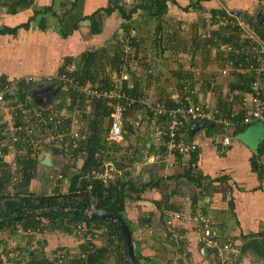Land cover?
<instances>
[{"label":"crops","instance_id":"obj_1","mask_svg":"<svg viewBox=\"0 0 264 264\" xmlns=\"http://www.w3.org/2000/svg\"><path fill=\"white\" fill-rule=\"evenodd\" d=\"M17 1L0 0V29H17L14 33L0 32V78L21 80L25 77H32L33 83L31 82L29 88L31 97L41 88L50 85L55 87L53 79L58 78L59 70L65 59H76L90 48H105L109 54H112L116 49L118 33L123 30L122 25L126 22L120 12L115 11L110 15H104L101 33H92L90 22L85 20L79 23L78 29L64 36L61 28L62 20L65 13L71 10V7H75L73 5L75 0H28L27 7L13 11L12 4ZM165 1L166 10L160 13L153 11L150 5L145 4L143 10H138L133 15V21L128 24V28L136 26L139 22L143 27L145 21L150 24L157 19L155 30L159 27L158 24L163 23L167 29L165 27L162 29L166 33H172L168 36L162 30L160 35L162 38L158 47H154V53H158V56L153 58L154 62L160 64L156 69V73H160V78L170 76V80L173 78L175 80L171 85L174 87H169L170 97L182 94L179 78L171 77V74L179 67L177 66L180 63L178 58L180 54H183L180 47L190 42L194 33V25H197L198 29H204L206 25L205 28L208 29L213 23L211 13L213 9L223 8L226 13L235 16L244 17L245 14L255 16L257 22V14L264 10V0H208L201 2L202 9H184L189 3L197 2V0ZM107 4L108 0H85L82 10L78 7V10L73 11L74 17L78 19L80 16L90 15L97 9L106 7ZM135 21L139 22L135 24ZM258 24L262 26L259 22ZM174 33L178 34V42L175 41ZM126 35L128 34L125 33L123 37ZM182 36L185 38H181ZM215 53L216 48H213L211 57H214ZM213 64H206L200 58L198 68L186 66L189 79L209 78L214 69ZM166 72L170 74L167 75ZM240 73L235 69H231L228 75H223L221 72V77H216L217 83L219 82L217 90L214 91L217 83L212 80L210 86L203 87L198 93L199 101L215 108L221 104V100L237 96L239 92H242L240 90L241 81L238 78ZM158 85L162 84L158 83ZM61 96L56 92L52 98L53 102L46 108L52 105L57 106L59 101H63ZM234 102L239 107L240 97L234 99ZM61 109L65 110L63 107ZM9 113L8 108L0 107V124H4L5 127L9 123L7 119ZM192 123L194 122L188 123L190 129L188 138L189 141H194L199 146L198 158L194 166L205 175L203 186L198 187L186 177L178 180L173 178L169 181L165 180L168 184L167 189L163 184L160 187L153 186L141 193L140 197L134 195L132 199L127 200L125 214L131 224L135 254L142 264H229L232 261L230 256L225 257V261L213 260L212 257L205 256L204 227H200L202 218L209 221L211 229L221 241H231L233 247L237 249L243 242L242 235L264 233V172H262L264 154L258 155V149L264 143V121L246 125L235 135L231 134L230 144L227 145L223 142L226 134L221 131V125L212 123L206 125L198 122L197 127H192ZM201 124L204 127L201 128ZM1 130L0 127L2 133ZM143 130L146 133L149 132L147 129ZM146 133H144L145 138L148 136ZM146 146L150 147L151 141L147 142ZM105 150H107L106 146L98 150L102 152L100 153L102 158L113 161L108 156L111 153L105 154L107 152ZM118 156L131 157L125 152H119L116 157ZM10 159L11 156L5 160L10 161ZM50 159L51 166H43L42 160L40 161L42 165L38 169V175L30 185V191L37 195L53 193L55 190L54 185L45 178V175L50 170L49 168L56 167L57 163L61 165L64 159L58 155H50ZM188 160V157L181 159L182 163L177 166V155L174 152H169L161 159L148 153L142 161L135 162L131 179L139 186L152 178L172 175L178 170L184 174L192 168ZM10 163L13 166L14 160L11 159ZM66 180L70 182L69 179ZM12 186L8 187V191L13 192ZM61 191H66V188L64 187ZM176 213L181 214V218L174 219L170 227L163 223L165 219L167 220ZM12 227L17 229L21 226L19 224ZM170 230H173L176 237L178 233L180 234L178 236L179 239L182 238L180 242L169 241V238L171 240L173 236L169 234ZM5 242L9 244V248L22 246L24 249L27 246L40 248V244H45V256L50 255L52 250L58 247H65L76 253L81 250V244L76 236L58 229H49L42 237L36 234L29 235L9 232V229H0V254L4 250ZM95 242L98 250L106 244V236H99ZM238 253H229V255H234L232 257L237 264H264V260H259L254 254L249 253L240 259ZM113 255L101 261L104 264H117V259ZM29 259L31 260L30 256Z\"/></svg>","mask_w":264,"mask_h":264},{"label":"trees","instance_id":"obj_2","mask_svg":"<svg viewBox=\"0 0 264 264\" xmlns=\"http://www.w3.org/2000/svg\"><path fill=\"white\" fill-rule=\"evenodd\" d=\"M84 1L85 0H75L73 4L75 7H71V10L65 13L61 24L62 32L65 34L64 36H67L75 29H78L79 23L85 20L90 22V30L92 33H101L103 30L104 15H110L115 11H119L126 22H130L133 19V15L137 13L138 10L144 9L143 7L145 4L150 5V9L152 8L153 11L159 13L166 10L165 0H108L106 7H101L90 15L80 16L78 19H75L73 11L75 9L78 10V7L82 10ZM202 1L208 0L191 2L187 7H184V9H202ZM27 5L28 0H18L16 3L12 4L13 11L27 7ZM211 13L213 18L211 26L206 29V25H204V30L203 28L198 29L199 27L194 25V33L186 48L187 51L189 48V51L192 54L190 58V66H195L194 57L196 55H199V57L202 58V61L206 64L214 63V69L211 72V76L207 79L194 77L190 80L185 67L186 65L183 63H178V69L172 71L173 73L171 74L172 76L179 78L178 81L179 83L181 82L182 101L186 104H189L192 99L193 101H199L198 93L201 92V89L205 86H210L212 80L217 83L216 77H221L220 74L222 69L227 66L230 60L235 61V65L238 66V63L245 58V54L241 48L246 45L248 38L239 25L232 26V24L226 20L230 19V16L227 15L223 8H221V10L213 9ZM217 16L219 18H217ZM244 19L246 22L250 23L257 35L264 40V28L255 21V16H248L245 14ZM126 22L123 23L122 29L129 35V26ZM162 25L158 24L159 27H157V34L154 35L156 38H154L155 42H153L152 46L155 48L158 47L159 41L162 38V36H160L163 30ZM214 26H218L219 28L212 29L211 27ZM16 30V28H6L5 30L0 29V32L8 31L14 33ZM131 41L130 50H126V48L123 47L124 40L121 38L116 43V49L112 54H109L105 48H90L81 53L76 59H65L63 66L59 70L58 78L53 79L57 94L62 95L61 98L63 101L57 106L52 105L49 109L50 111H56L63 118V124L58 126L55 134L58 135L63 133L61 143L69 142L68 150L71 153V158H65L61 169L55 167L49 168L50 170L47 171L45 178L52 182L55 190L53 193H44L40 195L31 192L30 185L32 181L36 179L38 169L42 165L40 161L44 158L43 152L31 155V150H29L28 154L23 158H17V169L15 174L18 175V182L14 185L12 183L14 174L12 172L13 169L11 164L0 159V193H2L0 195L1 230L9 229V232H21L22 234L26 233L32 235L33 233H29L28 229H33L32 231H34L45 223L46 227L52 230L58 229L66 233H73L74 226L78 223H83L89 231H99L98 233L101 237L106 236V244L96 252H91L89 254L91 261L108 259L114 254L113 256L117 259V264H130L127 255V247L120 228L116 224L105 219L89 217L85 210L90 207H97L114 213L125 221L132 233L131 224L126 217L125 212L127 200L132 199L134 195L140 197L141 193L147 188L153 186L160 187L162 184L165 189H167L168 184L165 180L169 181V179L173 178L178 180L181 177H186L198 187L203 186L205 175L202 174L201 171H198L194 166L198 158L199 147L195 152L189 154L174 152L177 155V166L182 163L180 162L181 159L184 160L185 157H188V161L192 165V168L187 173L182 174L178 170L175 173H172V175L169 174L152 178L149 181L141 183L139 186L133 181V179H131V173L135 166V162L142 161L148 153L153 154L158 159L164 158L165 155L169 154L170 151L168 150L167 140L171 134L170 127L174 120V117L168 112L166 114L155 113V111L149 108L142 99H139L141 98L140 96L146 95V97L150 98V90L155 89L154 99L149 100L151 106H156L157 103L165 104L168 109L171 108V106H178V104L173 102V98L170 97L167 92V83L171 81L170 76L164 79L163 85H158L160 79L156 76V69L159 68L160 64L154 62V60L148 61L146 56H144L143 61V58L140 57L141 55L137 49L141 42H139L136 35ZM229 47H231L232 51L227 49ZM213 48H216V53L214 57H211ZM223 54H225V56ZM239 72H241L238 76L241 81L240 90L242 92H248V87L251 84L253 76L251 72L246 69ZM123 73H127L129 77L122 80ZM64 74L73 78L72 83L78 82L80 86H83V88L85 87L86 89H119L131 96L139 97L133 104V107H129L126 110V114L131 122H127L125 125L122 142L112 141L110 143V146L115 145V147L111 146L112 150L110 149L109 151L111 155H108L113 161L116 160V155L119 154V152H125L131 156L130 158L125 157L126 161L124 162L118 163L117 160L114 161L120 172H117L113 177H108L104 180L102 178H87L86 174L93 169L101 168V171L103 170L102 165L104 160L101 155H97V152L99 149L104 148L108 142L105 135L110 129V115L114 107L113 105L108 104V100H104L102 97L98 98L96 96H90L91 94H88L87 92H79L70 87L66 88L65 86L67 83L64 79H61V75ZM143 76L144 78L146 77V82H143ZM6 80L7 79H2V77L0 78L1 82H5ZM31 82L33 83L28 77L20 80L18 99L22 101L29 99L31 105L33 104V106L38 109H45V107L50 105L54 99L48 101L46 105L37 104L29 94ZM218 84L219 82L215 85L214 91L217 90ZM242 92H239L235 97L238 98L239 94ZM218 97L219 99L222 98L220 95ZM235 97L234 99H236ZM226 100H221V104L216 106L223 116L229 115L227 111L230 104L228 102V97ZM67 101L68 104H66ZM112 102L115 103V100H112ZM62 107L65 108V113L61 111ZM69 112L71 114H69ZM73 112L75 113L74 117ZM242 112H246V110ZM58 114L57 116H59ZM146 115L148 116V123L146 126L150 128L147 130H153L154 132L145 138L144 133H146V131L143 130L141 125H143L142 117H145ZM175 118L177 120H182L185 124L181 127V131H183V133L187 132L186 139L189 141L188 136L190 134V129L188 123L191 119L185 113H179ZM78 119L84 123L81 122L82 127H80V129L78 127L80 135H84V138L78 139V146L73 148L72 140L76 138L73 137L72 127L75 126V124L78 126L76 122V120L80 122ZM107 119L108 123L105 124ZM195 121L198 122L197 120ZM204 124L207 125L208 123L206 122ZM245 127L246 125L240 124L234 128L227 129L221 124V131L223 134H228L231 137V134L235 135ZM156 128H159L161 131L159 135L156 134ZM175 131L178 132L179 130ZM0 134V140H6L8 142L3 148L8 149L7 145L11 143L10 140L7 136H2L1 132ZM131 136L135 137L131 138ZM126 141L127 144H124ZM150 141L151 146L147 147L146 143ZM41 142L44 151L49 152L51 156L60 155V149L55 147V143H48L47 141ZM16 150L20 153L21 148H16ZM83 150L88 153L87 157L82 156L81 153ZM263 154L264 143H262L258 149V155L261 156ZM80 163L81 166H79ZM43 166L46 165L43 164ZM262 172H264V170ZM59 175H63L62 178H58ZM66 179H69L70 182H66ZM9 186H12L13 192L8 191ZM64 187L66 188V191H61ZM74 208L80 210V212L78 214L74 213L71 210ZM205 220V222L201 221L200 227H205V224L210 226L209 221L207 219ZM163 223L169 226L166 219ZM19 224L21 226L20 228L16 229L12 227L13 225ZM169 234L173 235L171 240L169 238V241L171 242L178 243L182 239H179V233L177 237L174 236L173 230H170ZM204 234L205 231H203V235ZM241 237L243 240L242 244L238 246V249L234 247L239 252L240 259L250 253L256 255L259 260H264V233L247 236L242 235ZM214 239L218 240L221 245L225 244V242L219 239V236H215ZM91 241H93V239ZM203 242L205 256H210L213 260L220 261L218 249L207 245L205 240H203ZM87 243L91 242H85L81 244V247L87 248ZM132 243H134L133 238ZM44 245L45 244H40V248H31V246H27L25 249L22 246H18L21 249L23 248L22 251L26 252L31 258L26 264H46L47 259L45 256ZM3 246L4 250L2 254H0V261L2 260L1 255L7 256L10 250L7 242H5ZM230 252L223 250L222 256H230L232 261L229 264H237L232 257L234 255H229ZM135 259L139 264H142L139 261L137 254H135ZM12 264L20 263L13 260Z\"/></svg>","mask_w":264,"mask_h":264},{"label":"built area","instance_id":"obj_3","mask_svg":"<svg viewBox=\"0 0 264 264\" xmlns=\"http://www.w3.org/2000/svg\"><path fill=\"white\" fill-rule=\"evenodd\" d=\"M230 16V19H226L232 24V26L239 25L243 33L247 36L248 42L241 49L245 54L243 61L238 63V66L235 65V61L230 60L225 68L222 69L223 75H228L231 69L244 71L245 69L251 72L253 78L250 86L248 87V92L239 94L240 104L239 107L236 106L234 102V97H229L228 102L229 108L227 111L228 116L222 115L218 108H212L201 101H192L189 104L182 101V94H179L173 98V102L178 104V106H171L167 108L166 105L157 103L156 106H151L149 104V97L140 96L135 97L131 96L126 92H123L119 89H110V90H97V89H86L83 86H80L78 82H74L73 78L68 77L67 75H61V79L67 83L66 88L70 87L73 90H78L79 92H87L91 94L90 96H96L98 98L102 97L104 100H108V104L113 105L114 109L110 115L111 124L106 140L110 144L112 141L122 142V135L125 132V125L127 122H131L130 118L126 114V110L129 107H133V104L139 98L147 104L149 108L155 111L157 114H166L167 112L174 117V120L171 125V134L167 140L168 150L173 152H180L183 154L193 153L198 149V144L194 141H187V132L183 133L181 127L185 125L182 120H177L175 117L179 113H185L191 119V121H199L203 123H212V124H223L224 128H234L238 125H251L254 122L264 121V40H262L257 33L254 31L250 23L246 22L244 17L235 16L233 14L227 13ZM135 36L134 31H131L129 35H126L123 40V47L126 50L131 49V39ZM229 51H232L231 47L227 48ZM245 63V65H244ZM129 76L127 73L122 74V80L127 79ZM29 80H32V77H28ZM20 80L15 78L7 79L5 82L0 81V107L8 108L10 111L7 116L8 125L5 127L4 124H0L2 128V134L7 136L10 140V144L7 145L8 149L3 147L8 143L6 140H0V159L9 164L11 159L14 160L13 169V185L18 182V175L15 174L17 169L16 162L17 158H23L31 150L30 154H40L44 151H41L42 148V138L43 141L48 143H55V147L60 149L59 157L65 160V158H71V153L68 150L69 142L61 143L63 138V133L56 135L58 126L63 124V118L56 111H50L49 108L38 109L33 104L31 105L28 100H19V83ZM192 97V96H191ZM115 100V103L112 102ZM246 112H242L245 111ZM54 113V115H53ZM59 116H57V114ZM175 130H179L176 132ZM36 132L41 134L39 139L36 136ZM73 137L76 139L72 140V147L75 148L78 146V139H83L84 135H80L79 129L77 126L72 127ZM161 131L159 128H156V134H160ZM230 136L225 135L223 137V142L225 145L230 144ZM16 148H21L20 153ZM102 152H97V155H100ZM105 152V154H107ZM82 156L87 157L88 153L84 150L82 151ZM11 156L10 161H6L7 157ZM104 163L102 165V171L100 169H93L91 172L86 174L87 178H102L106 180L108 177H113L120 170L117 168V165L114 161L103 159ZM63 175H59L58 178H62ZM181 214H174L167 219V223L172 225L174 219H180ZM206 221L205 218L201 219ZM50 228L46 227V224H42L40 227L33 229H28V232H32L33 235H38L39 237L44 236ZM51 231V230H50ZM205 234L203 235V240L206 241L207 245L218 249L220 261H225V257L222 256V251L237 253L232 245V242H225L221 245L220 242L215 238V233L210 226L205 224L204 230ZM97 232L89 231L85 224L78 223L73 228V235L77 237V240L80 244L90 241L87 243V248H82L76 253L65 247H58L46 256V264H104L101 261H91L89 254L91 252H96L97 245L95 240L100 236ZM115 238V237H113ZM93 239V241H91ZM23 248L18 246H11L7 256L2 257L0 264H12L13 260L18 261L20 264H26L30 261L29 256L26 252L22 251ZM9 259V260H8Z\"/></svg>","mask_w":264,"mask_h":264},{"label":"rangeland","instance_id":"obj_4","mask_svg":"<svg viewBox=\"0 0 264 264\" xmlns=\"http://www.w3.org/2000/svg\"><path fill=\"white\" fill-rule=\"evenodd\" d=\"M133 21V20H132ZM132 21L131 22H128V24L129 23H132ZM156 21H157V19H155L154 21H152L150 24H148L146 21L144 22L145 24L143 25V27L141 26V24H139V23H141V22H139V21H135L134 23L136 24V23H138L136 26H130V28H128V31L129 30H134L135 31V33H136V36H137V39L139 40V42H141L140 44H139V46H138V50H139V53H140V57L141 58H143V61H144V56H146L147 57V59H148V61H153L154 59L153 58H155L156 56H158V53H154L155 52V50H154V47L152 46L153 45V40H154V42H155V39H154V35H156L157 34V30H155L156 29ZM133 23V24H134ZM131 25V24H130ZM163 27H165L166 25H162ZM165 29H167L166 27H165ZM140 30H142V31H140ZM205 30V29H204ZM207 31V30H206ZM163 32L165 33V34H167L168 36H170V34H172L171 32H165L164 30H163ZM174 32H176V31H174ZM204 32V31H203ZM119 34V38H117L116 40H120L121 38H123V35L125 34V31L124 30H121V32H119L118 33ZM158 34H159V32H158ZM177 33H176V36H175V33H174V37L176 38V40L175 41H177L178 42V40H179V37H177ZM173 36V35H172ZM181 38H185L184 36H182ZM184 40V39H183ZM181 48V50H183L182 51V53L183 54H180V57L178 58V60H179V62H180V64L181 63H183L184 65H186V66H188V67H190V58H191V56H192V54L190 53V51H189V48H188V51L186 50V48H187V45H182V47H180ZM168 50V49H167ZM200 62V58H199V55H196L195 57H194V63H195V67L194 68H198L199 67V65H198V63ZM167 65L170 67V64L169 63H167ZM173 66H174V64H172ZM176 65V64H175ZM183 65V66H184ZM185 66V67H186ZM169 69V68H168ZM169 72V71H168ZM168 72H166V74L167 75H169V73ZM156 76L160 79V81L158 82L159 84H164V79H166V77H163V78H160V73L158 72V73H156ZM164 76V75H163ZM171 77H173V76H171ZM142 80H143V82H146V77L144 78V76L142 77ZM161 82V83H160ZM173 82H175V80H174V78L171 80V82H169V83H167V84H170L169 86H167V92L168 93H170V89H169V87H174V86H171V85H173ZM174 91H175V88L173 89ZM178 90V89H177ZM154 91H155V89L154 90H150V93H151V97H150V99L151 100H153L154 99ZM59 100V99H58ZM57 100V101H58ZM61 101H59V103H57V105H59V104H61L60 103ZM66 104H68V101L66 102ZM54 106V105H53ZM61 111H63V113H65L66 112V110H62L61 109ZM69 114H71L70 112H69ZM75 116V113L73 112V117ZM142 119H143V125H141V127L144 129V128H146V129H150V128H148L147 126H146V124L148 123L147 121H148V116L146 115L145 117L143 116L142 117ZM79 120V119H78ZM80 121V120H79ZM76 122H77V127H79V129H80V127H82V123H83V121H80V122H78L77 120H76ZM82 122V123H81ZM108 123V119L106 120V122H105V124H107ZM84 124V123H83ZM75 126H76V124H75ZM154 131L153 130H149V132H147V134L148 135H151V133H153ZM108 135V133L105 135V136H107ZM36 136H38L39 137V139L41 138V134L39 135L38 134V132H36ZM134 138L135 136H131V138ZM42 141H43V138H42ZM44 142V141H43ZM127 142V141H126ZM111 146H114L115 147V145H111ZM110 146V144H108V142H107V144H106V149L107 150H105V151H110V149L112 150V147ZM41 150H44V147H43V144H42V148H41ZM116 160H117V162L119 163V162H124V161H126V159L125 158H123V157H116ZM57 167H60V168H62L63 167V163L60 165H58V163H57V165H56V167L55 168H57ZM51 173V172H50Z\"/></svg>","mask_w":264,"mask_h":264},{"label":"water","instance_id":"obj_5","mask_svg":"<svg viewBox=\"0 0 264 264\" xmlns=\"http://www.w3.org/2000/svg\"><path fill=\"white\" fill-rule=\"evenodd\" d=\"M257 19L258 22L264 27V10L260 11L257 14ZM57 90L55 89L54 86L50 85L44 88H41L39 91L34 92L32 94L33 99L35 100V102L37 104L40 105H46L48 101H50L53 96L56 94ZM194 123L192 127H197L199 125L198 122L193 121ZM201 128L204 127V125L201 124L200 126ZM150 145V144H149ZM42 164L46 165V166H51L52 162L50 159V153H46L45 157L42 160ZM74 213L78 214L80 212V210L78 209H71ZM86 214L89 217H97V218H102L105 219L107 221H110L114 224H116L124 237L125 240V244L127 247V255H128V260L130 264H139L136 259H135V252H134V246L132 243V235H131V231L130 228L128 227V225L125 223V221L119 217L118 215L111 213L105 209H100L97 207H90L87 210H85Z\"/></svg>","mask_w":264,"mask_h":264},{"label":"clouds","instance_id":"obj_6","mask_svg":"<svg viewBox=\"0 0 264 264\" xmlns=\"http://www.w3.org/2000/svg\"><path fill=\"white\" fill-rule=\"evenodd\" d=\"M133 31V30H132ZM131 31H129V33H130ZM135 32V31H134ZM135 34V33H134ZM136 35V34H135ZM123 39V38H122ZM196 122V121H195ZM199 122V121H198Z\"/></svg>","mask_w":264,"mask_h":264}]
</instances>
